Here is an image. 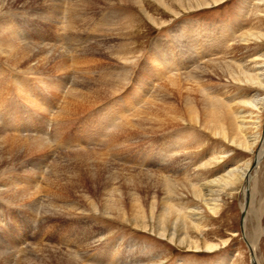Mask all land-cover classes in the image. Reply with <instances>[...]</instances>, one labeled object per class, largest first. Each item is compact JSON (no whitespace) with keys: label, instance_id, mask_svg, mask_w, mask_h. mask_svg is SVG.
<instances>
[{"label":"rangeland","instance_id":"obj_1","mask_svg":"<svg viewBox=\"0 0 264 264\" xmlns=\"http://www.w3.org/2000/svg\"><path fill=\"white\" fill-rule=\"evenodd\" d=\"M204 1L210 4L209 8L183 11L176 0H166L170 10L163 6L161 7L159 4L153 2V0H145L146 8H148V12L152 18L151 20L146 15L143 16L138 8L125 6L128 4L120 0H92L94 5H85L83 6L85 9L82 8V10H79V8H77L78 6L75 7L77 5L76 0H65L66 4H64L62 16L58 20V22L64 23L62 25L54 23L46 18V10L44 9L48 4L44 3L45 0H37L36 2L31 0L28 5H25L26 0H17L0 12V24L2 27L6 29L7 25L11 26L10 22L18 24L20 30L25 32L29 44L37 42L42 45L46 42L49 44L48 46H50V44H52L51 46H54L55 44L59 45L66 54H68L70 72H73L71 73L72 78L70 77V79L66 81L64 78L65 74L57 72L55 69L53 70V67L56 66L57 63L49 64V67L44 71L45 74H43L44 72L42 70L27 74L22 71L20 74V71L17 70V68H12L9 67V65H2V63H0V72L8 74V69L10 68L9 70L13 73L23 75L22 80L25 84H30L28 89H31L32 95L34 93L33 98L26 97L25 99H22L21 94H25L23 91L18 95L16 94L17 92H11L12 94L8 95L6 98H0V104H4L8 110L10 109L9 111L5 109L6 111L0 113L3 119V122H0V131L11 138L21 139L19 138L20 134H18L17 137L16 133L12 134L9 132L10 130H8L10 126L6 121L9 122V117H12L13 120L18 121L17 125L21 124L19 125L21 127L18 126V128L21 129V135L25 138H42L46 143H50L48 147L51 148H49V153L46 155V157H48L45 159L46 167L44 166V168L46 170L43 169L41 179L39 180L40 186L37 187L40 193V206L42 207H38L34 220L31 221V211L27 207L23 208L22 205H20L22 202L15 201L9 195L0 194V247L3 246L1 249L3 252L0 250V264H8L4 262V259L10 260L9 264H18V261L25 257L31 261L29 264H54L49 263L51 262L49 257L52 258L54 255L55 257H58L57 255L60 254L74 255L73 257L80 261L81 264H122L120 261L115 262V260L111 261L110 259L113 256L111 253L112 247L117 246H119L118 250L121 254L124 252V258L131 255L129 260L132 259L135 262L142 261V264H252L251 253L241 233L242 205L245 203L246 198L243 194L244 185L238 187L237 192L232 198L227 197L224 209L219 215L210 217L207 226L202 228L200 230L201 232L195 230L190 232L193 241H206L205 243L207 244L220 247V249L213 252L205 250L206 244L203 245L204 248L200 249V251L190 249L189 247L192 245L188 241L183 243L180 242L184 237V235H181V231H179L177 238L173 242H171L170 239L160 237L156 230L151 226H147L150 225V220L146 221V225L139 223L138 226H136L132 221H129V223L121 222L107 217L100 211L94 212L90 210V200H93L98 207H100L105 199V177H102V180L100 181L101 185L100 183L95 186L91 183L86 184L84 183L85 179L83 182L81 181L82 184L84 183V188L66 185L69 179H73L75 182L78 181L79 176L83 177V172L86 168H84L85 165L83 164L84 162L82 163V158L76 160L78 154L93 149L102 152L105 155L107 154V149L105 147L102 148L106 145H103L102 142H107V140H105V137L103 138L102 133L99 131H102V128H105L104 124H101V121L107 119V112L111 113L118 109L119 106L127 108L128 100L125 101L123 97L125 93L122 95V90L123 92H128L129 90L132 96H134L131 98V102L135 103L137 96L136 91L138 89L136 84H141L142 79H144V83H149V78H156L159 71L162 70L160 69L161 66L165 69L170 67L177 77H184L187 71L189 73H196V71L205 67L210 62L232 59L250 60V58H258L260 55L264 54V43H256V45H253L252 47H246V45H243V38L246 35L253 34L254 32L264 34V6H261L260 9L263 11H258V7L262 0H219L220 2L218 3H214V0ZM69 4L74 7L72 8ZM70 9H76L78 12V14H76V22L72 25L68 23V21H70V16H68L70 15ZM171 12L182 14L175 18L171 15ZM104 20L108 23L107 26L104 25ZM78 21H80L81 24ZM161 22H166V24L163 26L156 25L162 24ZM105 32L106 34H104ZM68 35L71 38L66 41L63 39L64 43L69 42V44L73 46L76 44L73 39L79 37L81 39V44L83 45L81 46L82 49L95 47L98 44L106 45H104L98 53L89 54L87 51V53H85L86 55H82V49H80L79 45L76 46V49L70 50L69 48H73L74 46L68 47L62 44L60 38ZM156 50L164 51L163 55H169L170 52H173L172 55L170 54V60L166 61L169 63L168 65H159L162 63V58L159 59L161 62L148 59L150 53ZM76 53L79 54L77 55ZM70 54L72 55L70 56ZM120 56L121 58L119 59ZM122 58L124 61L121 60ZM126 58L129 59L127 62H125ZM83 60L85 61L84 63ZM146 65L148 69H152V71L150 72L148 70V74H145L144 72L141 73L140 69H145ZM76 68H78V70ZM109 68L114 69L113 74H115V78L118 75L120 82H124L128 79V85L125 86L127 89L124 88L118 93L120 95L117 94L113 98L111 97L112 101L116 100L114 101L116 105H110V109L99 104L94 106V108L91 109L92 111L88 109L87 112H83V105L80 106L77 101L74 102L75 98L71 89H77L80 82L88 81L89 79L94 81L95 78L99 79L102 75L101 72L103 73V70L106 71ZM86 71L91 74L87 75L88 73ZM74 72H79L75 73L76 75L78 74V77L75 76ZM117 72L119 73L116 74ZM80 75L81 77H79ZM138 76L141 78V81L135 83L134 86L130 88L129 84H131V82H133ZM75 78L76 81L78 79V82H74ZM206 80V83L209 82V91H212V94L217 93L215 91L225 94L229 90L231 93L233 90L231 94L234 93L235 97L241 100L244 99L245 94L251 92L247 87L243 89V87H237V85L230 84L226 78L209 76ZM162 82L159 84L168 86L169 82L167 83L166 80H163ZM73 83L75 85H73ZM228 84L231 87L233 86V89ZM128 87L130 89H128ZM58 88H61V90ZM60 91H63V94ZM259 93L260 96L262 94L263 97L264 91H259ZM219 95L221 96V93ZM166 97L170 96L166 95ZM193 97L196 98L197 101L199 95ZM46 99L47 101H44ZM105 101H108V99ZM168 102L176 104L179 109L183 110L181 101L169 99ZM118 103L120 105H118ZM36 104L37 106H35ZM43 104L47 106L45 107ZM43 107H45V110ZM37 108H40L41 110H37ZM47 108L48 110H46ZM85 109L87 108H84V111H86ZM13 111L14 113H12ZM62 111L66 112V114L63 113L61 117ZM9 112H11V114H8ZM174 114L175 113L173 112L161 113L159 116L160 118H158L160 121L155 127L171 124L174 126ZM55 117L57 118L55 119ZM22 118L25 122L21 121ZM47 119H49V121ZM66 120L69 122L67 123L68 125L64 123ZM29 121L31 123H29ZM176 123L179 124V122ZM61 124L63 126H61ZM26 126L30 127L32 130L29 129L31 133L26 130ZM45 126L48 128L46 129ZM55 127H58L57 130ZM196 127L198 126L186 123V126L181 125L179 128L177 127L169 131L160 132L158 136L155 137L148 134H143L144 136L141 134L137 139L136 137H131L133 140L128 143V150L130 149L131 151L130 154L125 156L126 161L124 162L115 159L116 157L114 158L113 156L106 155V157L110 158V161L116 166H123L122 168L129 171V173L125 171L123 176V178L127 179L129 182V186H134V182L136 184L138 183V185L142 182L136 190L139 191V196L144 199L142 204L146 210L149 209L148 205H150L153 197H156V202L164 197L162 195L163 187L155 183L156 179L153 176L143 175L142 178H137V176H135L137 175V171L153 172L163 176H170L172 177L171 179H174L175 181L184 182L189 185H199L224 174L225 171L235 162L242 164L251 159L253 162L255 161L256 155L258 154L257 149L256 152L250 153L242 149L233 148V146L226 143L227 146L225 145V142L223 144V140L213 139V137H211L206 131L200 127ZM96 132L99 134L98 136ZM190 132L193 133L191 136L189 134ZM65 134L67 135L64 137L67 138L69 142L63 138V135ZM25 138H22L21 140H24ZM98 138L102 140L101 143ZM3 139L4 138H1L0 142H3ZM74 140H76L77 143ZM97 140L99 145L103 146L97 145ZM67 142L69 144L66 145ZM172 142L176 143L171 144ZM166 144H171V147L168 148L172 154H170L169 158L167 157V159L163 160L161 167L159 168V165H157V159H150L149 157L150 154L159 155V149L166 150ZM120 151L125 153L127 148L122 147L120 148ZM223 151L231 153L229 158L226 157L221 159V153H224ZM40 158L41 156L37 155L34 160L36 159L35 161H39L38 159ZM26 159H28V157H26ZM34 160H30L32 164L35 162ZM27 161H24L21 158L18 159L16 166L9 164L12 167L7 168L4 171L5 173L1 175L4 179L1 178V176L0 179H3L2 181L13 180L14 183L19 182L20 184L28 181L32 186H35L37 181L36 178L33 179L26 171L27 169H33L32 166H29L30 161ZM57 161L62 164L59 168V170L62 169L63 171L62 178L67 176L65 180L59 182L60 185H55L53 183L54 180L52 181L49 179L50 173ZM168 161L171 162V164H169ZM212 162H214V164H212ZM19 163L24 167L21 168ZM259 164L258 169L253 173L251 188L252 190L254 189L253 191H255V195L251 194L250 207L246 213L247 228L245 236L249 242V239L255 238L253 235L257 236L258 232H256L255 228L257 225L260 226L262 235L257 241L256 257L258 261H260V264H264V157ZM1 180L0 185L2 183ZM3 183L5 184V182ZM47 184L50 186L48 187ZM75 184L78 185V183ZM48 188L55 189L57 191L54 190L56 193L59 192L60 196H64L63 198L67 200L73 208L78 207V211L75 210L76 212L74 211L75 213L73 214H65L67 217L65 215L63 216V214H61L62 216L60 215L57 217L46 207V214H44V205H49L54 199V195L50 194V189ZM136 190L132 192H136ZM247 191L249 192V190ZM85 194L89 196L90 200L85 198ZM3 199L8 202L11 201L12 203H6ZM186 202H190V197L185 196L180 199L179 197H172L170 200V203H174L177 207L185 205ZM62 212L67 213L64 209H62ZM80 214L81 216H79ZM68 215L73 216L69 217ZM15 241H17V243ZM7 250H9L8 252L11 251V254H5ZM36 251L40 252L37 254ZM125 252H127V254ZM109 254H112V256ZM100 256H106V259L104 260V258ZM132 260L129 261V263L133 262Z\"/></svg>","mask_w":264,"mask_h":264},{"label":"bare ground","instance_id":"obj_2","mask_svg":"<svg viewBox=\"0 0 264 264\" xmlns=\"http://www.w3.org/2000/svg\"><path fill=\"white\" fill-rule=\"evenodd\" d=\"M15 1H17V0H0V12L3 11L7 6L12 5V3H14ZM30 1L31 0H26L25 5H28V3ZM32 1L36 2L37 0H32ZM120 1H124L128 4L125 6H133V7L138 8L140 10V12L143 14V16L146 15L149 19L152 20L150 13L148 12L149 11L148 8H146L145 0H120ZM76 2H77L76 3L77 5L75 7L78 6L77 8H79V10H82V8H84L83 6H85V5H91V4L94 5V2H92V0H76ZM153 2L159 4L161 7L163 6V7L168 8L170 10V7L167 4L166 0H153ZM176 2L180 5L181 10H183V11L184 10H198L201 8H209L210 7V4H208L204 0H176ZM218 2H220V1L214 0V3H218ZM44 3L48 4V6H46L45 9L43 8L44 10H46V12L44 11L46 13V18L49 19L50 21L54 22V23L59 24V25L64 24L62 22H58V20L62 16L63 7H64V4H66L65 0H45ZM72 3H73V1H72ZM72 3H70V4H72ZM183 4H186V5H183ZM261 6H264V0H262L260 2V6L258 7V11L264 10V8H263V10H260ZM92 9H93V7H92ZM41 12H43V11H41ZM69 13H70V15H68V16H70L69 17L70 21H68V23H70L71 25L75 24L76 14H78L77 10L76 9H70ZM184 13H186V12H184ZM181 14L182 13H177V12L174 13L173 12L171 15H173L176 18V17L180 16ZM44 16H45V14H44ZM84 18H85V16H84ZM80 21H81V19H80ZM80 21H78V22H80ZM161 23L162 24H160V25L159 24H156V25L163 26L166 24V22H161ZM80 24H81V22H80ZM107 24L108 23L105 21L104 25L107 26ZM10 25L11 26L7 25L6 29H4L2 27V25L0 24V63H2V65H9V67L17 68V70L20 71V74L22 71L25 72V74H27V73L34 72V71L39 72L41 70L44 72L49 67L48 66L49 64L57 63L56 66L53 67V70L55 69L57 72H62L63 74H65L64 78L66 79V81L68 79H70L71 73H73V72H70L69 63H68V54H66V52L59 45L55 44L56 46L55 45L51 46L52 44H50V46H48L49 44H47L46 42L43 43L42 45L37 43V42L29 44L28 43L29 41H27V37L25 35V32L20 30V27L18 26V24H14L13 22H10ZM59 29H60V26H59ZM72 30H73V28H72ZM80 31H79V33H80ZM59 32H61V31H59ZM104 34H106V32ZM89 36H90V34H89ZM69 38H71L69 35L61 37L60 39L62 41V44L66 45L68 47L74 46L73 48H69L70 50L76 49L77 45H79L80 49H82L81 46H83V45L81 44V39L79 37H75L73 39V41H75V43H76L73 46H71L69 44V42L64 43L63 39L66 41V40H69ZM243 39H244L243 45H246V47L247 46L252 47L253 45H256V43L257 44L258 43H262V44L264 43V34L254 32L253 34L246 35ZM90 41H91V39H90ZM104 45H106V44H104ZM104 45L98 44L95 47L82 49L81 54L86 55L85 53H87V51L89 52V54L98 53V52H100V49L102 47H104ZM68 47H66V48H68ZM236 50H238V49H236ZM73 52H74V50H73ZM163 54H164V51L156 50V51L150 53V57L148 59L161 62V60H159V59L162 58V63H160L159 65L160 66L162 64L168 65L169 63L166 61L170 60V57H171L170 54L172 55L173 52H170L169 55L168 54L163 55ZM261 54H263V53H261ZM71 55L72 54H70V56ZM120 58H121V56L119 57V59ZM123 58L121 60H123ZM82 59H84V58H82ZM128 60L129 59L126 58L125 62H127ZM84 62L85 61L83 60V63ZM163 62H165V63H163ZM74 63H76V62H74ZM71 64H73V63H71ZM124 64H126V63H124ZM161 67H160V69H162V70L159 71L156 78H149V83L148 82L144 83V79H142L141 84L137 83V82L141 81L140 80L141 78L138 76L137 78L135 77L136 79H134L133 82H131V84H129L130 88H132L134 86V84L137 83L136 85H137L138 89L136 91L137 96H136V102L135 103L131 102V98L134 97V96H132L131 92H129V90H128V92H125V91L123 92V90H122L125 88V86L128 85V79L125 80L124 82L121 80L122 82H120V80L118 79V75L115 78V74H113L114 69H110V68L107 69L106 71L103 70V73L101 72L102 75L100 76L99 79L95 78L94 81L93 80L91 81L89 79L90 81L88 80V81L80 82L78 84L79 87L77 89H75V90L71 89L72 93L74 94V98H75V100L73 98L74 102L77 101V103L80 106L83 105V107H82L83 110L81 109L83 112H87L88 109L91 110L92 108H94V106L99 105V104L103 105V107L106 106L107 108H109L110 105L115 104L114 101H116V100H113V101L111 100L114 96H116L119 92H121V90H122V95H123V93H125L123 97H124L125 101L128 100V102H127L128 105L126 106L127 108H124L123 106H119V107L116 106V107H118V109L112 111L111 113L106 111L108 114V117L105 121H101V124H104L105 128H102V131L101 130H99V131L102 133L103 138L104 137L106 138L105 140H107V142L106 141L102 142V140L100 139L101 138V135H100V138H98V140L100 139L99 140L100 143L102 142L103 145L104 144H106V145H104V146L99 145L98 140H97V142H98L97 145L103 146L102 148L105 147L107 149L106 155L107 156H113L114 158L116 157L115 159H117V160L119 159V161L124 162V161H126L125 156L127 154H130V151H131L130 149L128 150V143L133 140V139H131V137H133V138L136 137V139H137V137L140 136L141 134L142 135L148 134V135H151L152 137H155V136H158V134L160 132L169 131V130L177 128V127L179 128V126L181 127V125L186 126V123H187V124H190L193 126L200 127L201 129L206 131L211 137H213V139H218V140L221 139V140H223V144H224V142H225V145H227L226 143H228L231 146H233V148L235 147L236 149L237 148L242 149V150H245L246 152H250V153L256 152V149H257L258 154L256 155L255 161L253 162V160L251 159V160L244 162L242 164H238V162H235L232 164V166H230L225 171L224 174L221 173L222 175L218 176L217 178H214L213 180H209L208 182L203 183V184L201 183L199 185H189V184L184 183V182L175 181L174 179H171L172 177H170V176H163V175L153 173V172H138L137 171V173H136L137 175H135V176H137V178L138 177L142 178L143 175L153 176L156 179L155 183L159 184L161 187H163L162 195L164 197H162L161 200L158 202H156L157 201L156 197H153L150 205H148L149 209H147V210L145 209L144 205L142 204L144 199H142L139 196V194H138L139 191L136 190V189H138L139 185L142 182L139 185H138V183L136 184L134 182V186H132V185H131L132 187L129 186L130 184L127 181V179L123 178L125 171H127L128 173H129V171L126 170L125 168H122L123 166L122 167L116 166L113 162L110 161V158L106 157L105 154H103L102 152H98L94 149L84 151L85 153L78 154L76 156V160L81 159V158L84 160V161L82 160V163L84 162L83 163L85 165L84 168H86L84 170L85 173L83 172V177H81V176L78 177V181L74 182L73 179H69L67 181L68 183L66 185H71L74 187L79 186L80 188H84L83 187L84 183H86V184L91 183L95 186V185L100 183V181L102 180V177H105L104 178V180L106 181L105 182L106 186L104 188L105 199L102 202V204L100 205V207H98V205L93 200H90L89 196H87L85 194V198L90 200L89 201V206L91 208L90 210H92L94 212L100 211L103 214H105L107 217H109L111 219L119 220L121 222L129 223V221H132L135 223L136 226H138L139 223L146 225V221L150 220V225H147V226H151L154 230H156V232L158 233V235L160 237H162L164 239H170V241L173 242L177 238L179 231H181V235H184V237L180 240V242L183 243V242L188 241L192 245L189 247L190 249H195L197 251H200V249L204 248L203 245L206 244L205 250L208 252H213V251L220 249V247L217 245L207 244V243H205L206 241H193L192 240L193 238L190 235V232L192 230L201 232L200 230L207 226V222L209 221L210 217H212V216L215 217V216L220 214V212L225 207L227 197L232 198L233 195L237 192V189L239 186L244 185L243 186V188H244L243 194L245 196H247V194H248L247 190H249L250 202H249L248 209H249L250 203H251V194L255 195V191H253L254 189L252 190V188H251L252 187L251 184L253 181V173L258 169V166L260 165L259 163L262 160V158L264 157V125H263L264 95L262 97V94L260 96V93H259V91H264V54L260 55L258 58H254V57L250 58V60H248V59H244V60L243 59L242 60L232 59V60H224V61L220 60L219 62H210L205 67L196 71V73L195 72L189 73L187 71V73L184 75V77H177L170 67H168V69L163 68V66H161ZM50 68H51V66H50ZM9 69H8V71H9L8 74L0 72V98L1 97L6 98L8 95H10L12 93H16V92H17L16 94L18 95L21 93V91L25 92V94H21L22 99H25L26 97L33 98L34 93L32 95L31 89L30 90L28 89L30 84H25L24 81L22 80L23 75L15 74L12 71H10ZM76 69L78 70V68H76ZM140 70H141V73L142 72H144L145 74L149 73V72H147L149 70L147 65H146L145 69H140ZM149 71L151 72L152 69H150ZM48 72H49V70H48ZM86 72L88 73L87 75L91 74L88 71H86ZM75 73H79V72H74V74ZM118 73L119 72H117L116 74H118ZM41 74H42V72H41ZM43 74H45V72ZM77 75L75 74V76H77ZM139 75H142V74H139ZM209 76L226 78L230 82V84L237 85V87H243V89L247 87L248 90H250L251 92H248L247 94H245L244 99L240 98L241 100H239L237 97H235L234 93L231 94L233 92V90L231 93L229 90L225 94L222 92H219V91H215L217 93L212 94L211 93L212 91H209V89H210V87L208 85L209 82L206 83V81H207L206 78ZM79 77H81V75ZM163 80H166L167 83L169 82L168 86L167 85L164 86V85L159 84ZM129 81H130V79H129ZM74 82H78V79L76 81V78H75ZM162 83H164V82H162ZM73 85H75V84L73 83ZM212 87H214V86H212ZM130 88L128 87V89H130ZM125 89H127V88H125ZM59 90H61V88ZM236 90H237V88H236ZM239 90H240V88H239ZM220 93H221V96L219 95ZM118 95H120V94H118ZM166 95H168L170 97H166ZM195 95H199V98L197 99V101H196V98L193 97ZM107 99H108V101H105ZM124 99H123V101H124ZM169 99L181 101L183 110L179 109L178 106H176V104H174L172 102H168ZM44 101H47V99ZM46 103H48V102H46ZM39 105H40V103H39ZM43 105L45 106V104H43ZM118 105H120V104L118 103ZM35 106H37V104ZM45 107H43L44 110H45ZM66 107H67V105H66ZM84 108H87V109H85L86 111H84ZM5 109L8 110V108H6L4 104H0V113H3V111H6ZM39 109L40 108H37V110H39ZM60 109H62V108H60ZM71 109H73V108H71ZM46 110H48V108ZM14 111L12 113H14ZM63 111L61 113V117H62L63 113L66 114V112H63ZM73 111H75V110L73 109ZM102 111H104V110H102ZM165 112L175 113L174 114L175 118L173 120L175 122L174 126H173V124H171V125H166V126L161 125V126L155 127V125H157V123L160 121V120H158V118H160L159 117L160 114L161 113L164 114ZM59 113H60V111H59ZM8 114H11V112H9ZM71 114H72V112H71ZM101 117H102V115H101ZM23 118L21 121L25 122L23 120ZM56 118L57 117H55V119ZM72 118H73V115H72ZM7 119H8V117H7ZM47 120L49 121V119H47ZM1 121L3 122V119H2V116L0 114V122ZM70 121H72V120H70ZM174 122H171V123H174ZM176 122H179V124H177ZM184 122H186V123H184ZM6 123L10 126V128L8 129V130H10L9 132H11L12 134L16 133L17 137H18V134H20L19 138H21V139L25 138L23 135H21V129L18 128V126L21 124L17 125V123H18L17 120H13L12 117H9V122L6 121ZM19 123H20V121H19ZM29 123H31V122L29 121ZM29 123H28V125H29ZM55 123H54V125H55ZM64 123L67 124L69 122H67V120H66V122H64ZM64 123H62V124H64ZM62 124H61V126H63ZM22 125H24V124H22ZM36 125H35V127H36ZM19 127H21V126H19ZM22 127H24V126H22ZM198 127H196V128H198ZM25 128L27 131L30 132V130H31L30 127L26 126ZM47 128L48 127H46V129ZM57 128L55 127L56 130H57ZM99 131H98V133H99ZM23 132H25V131H23ZM68 134H69V132H68ZM78 134H77V136H78ZM96 134H97V132H96ZM189 134L191 136V134H193V133L190 132ZM24 135H25V133H24ZM66 135L67 134L63 135V138H65L64 136H66ZM98 135L99 134H97V136ZM34 136H36V135H34ZM44 137H46V136H44ZM53 137H55V136H53ZM148 137H150V136H148ZM1 138H4V139H3V142H0V176L3 173H5L4 171L7 168L12 167L9 164L16 166L18 159L22 158V160H24V161L25 160L26 161L27 160L32 161V160H34V158L37 155L41 156V158L38 159L39 161H35L36 160L35 159L34 160L35 162H33V164L30 161L29 166H32L33 169H31V170L27 169L26 170L29 173V175H31V177L33 179L36 178L37 181H36L35 186H32L30 184V182H28V181L26 183H21V184L19 182H16L17 183L16 184V183H14L13 180L12 181L11 180L10 181L9 180L2 181L4 179L2 176H1V178H3V179L2 180L0 179L2 182L0 185V192H1L0 194L9 195L15 201L22 202L23 204L21 203L20 205H22L23 208L27 207L31 211V213H32L31 221H32L36 217L37 209L40 206V193H39L37 187L40 186L39 180L41 179L43 169H45L44 168V166L46 164L45 159L48 157V156L46 157V155L49 153V150L51 149L50 147H48V145L50 143H48V142L46 143L44 140H42V138H25L24 140H21L18 138H11L10 136H8V135H6L0 131V139ZM65 139L67 140V138H65ZM186 139H187V137H186ZM71 140H70V143H71ZM76 140H74V141H76ZM68 142L66 143V145L69 144ZM140 142H142V141H140ZM76 143H77V141H76ZM175 143L172 142L171 144H175ZM171 144H168V145L166 144L167 145L166 150L165 149L164 150L159 149L160 150L159 155L158 154H156V155L150 154V157H149L150 159H155V158L157 159V165H159L158 166L159 168L161 167V163L163 162V160L167 159V157L169 158L170 154H172V152L168 148V147H171ZM122 147L127 148V151H125V153L120 151V148H122ZM88 149H90V148H88ZM220 149H221V147H220ZM172 150H173V148H172ZM221 154H220L222 156L221 159L226 158V157L229 158V156L231 155V153H229L228 151H225L224 153H221ZM50 156H53V155H50ZM26 157H28V159H26ZM58 161L56 162V164L53 167V170L51 171L50 176H49V179H51L52 181L54 180L53 183L55 185L59 184L60 181L65 180L67 177L66 176V177L62 178L63 177V171H62V169L59 170V168L62 164H61V162H58ZM19 164H20L21 168L24 167L23 165H21V163H19ZM169 164H171V162H169ZM212 164H214V162H212ZM167 165H168V163H167ZM3 166H4V168H3ZM63 167H65V166H63ZM25 168H26V166H25ZM87 170H89V171H87ZM130 172H132V171H130ZM78 174H82V173H78ZM66 175H68V174H66ZM76 175H77V172H76ZM42 179H43V177H42ZM84 179H85V182L82 184L81 181L83 182ZM3 182H5V184ZM75 183H78V185ZM47 185H48V187L50 186L49 184H47ZM100 185H101V183H100ZM117 185H119V186H117ZM44 186H45V184H44ZM246 186H247V188H246ZM48 189H50V188H48ZM51 189L49 192L51 195L52 194L54 195V199H53V201L50 202L49 205H47V206H46V204L44 205V207H45V208L43 207L44 212H45L44 214H46V211H45L46 207L49 208L50 211L52 212V214H55L57 217L60 216L61 214H63V216H64L65 214H73L76 211H78V207L73 208L70 205V203H68L67 200H65L63 198L64 196L63 197L60 196L59 192L56 193L57 191L55 189L54 190L56 192L53 189H52L53 190L52 191ZM135 190H136V192H132ZM185 196L190 197V202H186V204L182 205L181 207L180 206L177 207L176 205H174V203L173 204L170 203V200L172 197H175V198L179 197V199H180V198H184ZM5 202L7 203L8 201H5ZM10 202H8V203H10ZM43 202H46V201H43ZM73 203H74V201H73ZM245 206H246V198H245V203L242 205V211H244ZM40 207H42V206H40ZM62 209L67 211V213L62 212ZM248 209H247V211H248ZM247 211H246V213H247ZM83 214H84V211H83ZM79 216H81V214ZM146 218H148V219H146ZM147 224H149V223H147ZM246 228H247V222H246V217H245V219H244V231H246ZM260 229H261L260 226L257 225V227L255 228L256 232H258L257 236L253 235L255 238L249 239V242H248L250 247H251V251H250V248L248 247L249 251H250V253L252 252L254 254V256L256 258L255 259L256 263H258V264H260V261H258V259L256 257V249H257V241L260 239V237L262 235V232L260 231ZM170 230H171V232H170ZM245 234H246V232H245ZM60 236H61V234H60ZM15 242L17 243V241H15ZM18 246H20V245H18ZM2 247H0V250L2 249ZM118 247L119 246L112 247L111 253L113 254V256H112V254H109V255H111L114 258L111 257L110 258L111 261L112 260H115V262L120 261L122 264H124V263L125 264H134V263L142 264V261L135 262L132 259L131 260L133 262L129 263V261H131V260H129L131 255L130 256L128 255V256H126V258H124V256H123L124 252H122V254H121V252H119V250H118L119 249ZM129 248H130V246H129ZM10 249L12 250L11 247H10ZM8 251L9 250H7V252H5V254H9L11 252V251L10 252H8ZM36 252L38 254V252H40V251H36ZM125 253L127 254V252H125ZM57 256L58 257H55V255L52 258L49 257V259L51 261L49 263H54V264H81L80 261H78L75 257H73L74 255L71 256V254L70 255L69 254H67V255L60 254ZM100 257L104 258V260L106 259V256L105 257L100 256ZM80 259H82V258H80ZM9 261L10 260H8V259H4L5 263L9 264ZM251 261H252V259H251ZM29 262H31V261L25 257V258H22L20 261H18V264H29ZM1 263H3V262H1ZM97 264H99V263H97Z\"/></svg>","mask_w":264,"mask_h":264},{"label":"water","instance_id":"obj_3","mask_svg":"<svg viewBox=\"0 0 264 264\" xmlns=\"http://www.w3.org/2000/svg\"><path fill=\"white\" fill-rule=\"evenodd\" d=\"M249 202H250V193L248 192L247 196H246V206H245V209L244 211L242 212V220H241V233H242V236L244 238V241L246 243V245L250 248V251H251V247L246 239V236H245V231H244V219L246 217V211L248 209V206H249ZM251 257H252V264H258L256 263V258L254 256V254L251 252Z\"/></svg>","mask_w":264,"mask_h":264}]
</instances>
